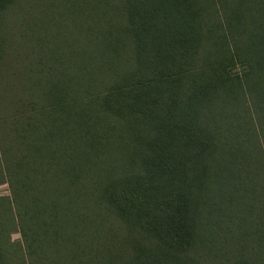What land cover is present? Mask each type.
<instances>
[{"label": "trees", "instance_id": "1", "mask_svg": "<svg viewBox=\"0 0 264 264\" xmlns=\"http://www.w3.org/2000/svg\"><path fill=\"white\" fill-rule=\"evenodd\" d=\"M2 184L0 264H264V0H0Z\"/></svg>", "mask_w": 264, "mask_h": 264}, {"label": "rangeland", "instance_id": "2", "mask_svg": "<svg viewBox=\"0 0 264 264\" xmlns=\"http://www.w3.org/2000/svg\"><path fill=\"white\" fill-rule=\"evenodd\" d=\"M0 193L1 194H8L9 190L6 184L0 185ZM11 241L12 243L16 244L19 247H22L21 237L18 233L11 234Z\"/></svg>", "mask_w": 264, "mask_h": 264}]
</instances>
